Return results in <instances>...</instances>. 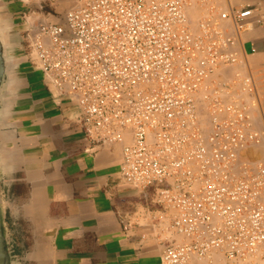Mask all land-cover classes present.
Masks as SVG:
<instances>
[{
	"label": "built area",
	"instance_id": "obj_1",
	"mask_svg": "<svg viewBox=\"0 0 264 264\" xmlns=\"http://www.w3.org/2000/svg\"><path fill=\"white\" fill-rule=\"evenodd\" d=\"M20 1L28 60L75 110L86 151L120 145L122 179L146 194L125 228L152 229L162 264H264V163L246 159L263 136L264 75L245 39L264 11L74 0L51 23L31 14L56 0Z\"/></svg>",
	"mask_w": 264,
	"mask_h": 264
},
{
	"label": "crops",
	"instance_id": "obj_2",
	"mask_svg": "<svg viewBox=\"0 0 264 264\" xmlns=\"http://www.w3.org/2000/svg\"><path fill=\"white\" fill-rule=\"evenodd\" d=\"M6 5L19 23L16 3ZM228 5L264 11V0ZM245 39L256 47L253 71L264 75V23ZM19 55L0 93V199L16 264H162L151 229L125 228L146 194L122 179V147L86 151L75 110L57 104Z\"/></svg>",
	"mask_w": 264,
	"mask_h": 264
},
{
	"label": "water",
	"instance_id": "obj_3",
	"mask_svg": "<svg viewBox=\"0 0 264 264\" xmlns=\"http://www.w3.org/2000/svg\"><path fill=\"white\" fill-rule=\"evenodd\" d=\"M12 1L17 5V12H20V14L28 12L29 6L25 2L20 0ZM20 4L22 9L19 7ZM39 10L41 11L42 9ZM19 23L22 25L21 28L17 27ZM19 23L13 20L11 10L6 5V0H0V93L5 85L7 75L18 67L17 54H20V59L28 64L29 67L40 72L43 80L42 72L28 60L24 35L27 27L25 16L20 17ZM43 84L45 90L52 95L47 89L44 80ZM14 258L6 229L5 212L0 199V264H16Z\"/></svg>",
	"mask_w": 264,
	"mask_h": 264
},
{
	"label": "rangeland",
	"instance_id": "obj_4",
	"mask_svg": "<svg viewBox=\"0 0 264 264\" xmlns=\"http://www.w3.org/2000/svg\"><path fill=\"white\" fill-rule=\"evenodd\" d=\"M74 5V0H56L52 3V5L50 6H46L44 9L40 10H36L35 13L31 14L33 17V21L35 19H43V20H48V18H51V20L49 22L51 23H57V22H62L63 21V17L65 15V13ZM20 9H22V5H19ZM33 10L34 7H33ZM199 10L196 9L195 7H191L189 9V16L191 17L192 20H195L200 14H199ZM17 14H20V12H17ZM22 16H29L30 13H22ZM60 20V21H59ZM255 73V75L260 79V75L257 74L256 70L253 71ZM262 95H263V109H261V115L262 113H264V89H262ZM262 120L264 122V116L262 115ZM259 130L263 133L262 139L260 140V142L258 144L253 145V147L250 148V150L247 152V156L246 159L250 160V161H255V160H259L262 161V157H264L262 154L260 155L261 151H264V124L260 125ZM261 144V145H260ZM256 146V148H255ZM257 147L259 148V150L257 149ZM262 148V149H261ZM261 149V151H260ZM255 154H253V153ZM257 153V154H256ZM263 153V152H261ZM260 158V159H259ZM264 163V161H262ZM148 229V228H147ZM150 229V228H149ZM152 231V229H151Z\"/></svg>",
	"mask_w": 264,
	"mask_h": 264
},
{
	"label": "bare ground",
	"instance_id": "obj_5",
	"mask_svg": "<svg viewBox=\"0 0 264 264\" xmlns=\"http://www.w3.org/2000/svg\"><path fill=\"white\" fill-rule=\"evenodd\" d=\"M261 109H263L262 107H261ZM261 109L259 110V115H260V117H262V115L264 116V113H262V115H261ZM261 145V144H260ZM255 148H256V146H255ZM257 149L259 150V148L257 147ZM262 149V148H261ZM261 149H260V151H261ZM250 150V149H249ZM248 150V151H249ZM252 150H254V147H253V149ZM247 151V152H248ZM255 151V150H254ZM247 152H246V154H247ZM256 152V151H255ZM261 152H263V153H261ZM260 152V155L262 154L263 156H264V151H261ZM253 153V152H252ZM253 154H255V153H253ZM257 154V153H256ZM260 159V158H259ZM262 161H264V157H262V159H261ZM259 161V160H258Z\"/></svg>",
	"mask_w": 264,
	"mask_h": 264
},
{
	"label": "flooded vegetation",
	"instance_id": "obj_6",
	"mask_svg": "<svg viewBox=\"0 0 264 264\" xmlns=\"http://www.w3.org/2000/svg\"><path fill=\"white\" fill-rule=\"evenodd\" d=\"M11 249H12V253H13L14 257H15V255L17 254V252H16V250L14 249V247H13V248L11 247Z\"/></svg>",
	"mask_w": 264,
	"mask_h": 264
}]
</instances>
